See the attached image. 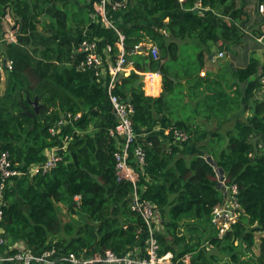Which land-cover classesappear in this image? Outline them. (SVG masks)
<instances>
[{
    "label": "trees",
    "instance_id": "trees-1",
    "mask_svg": "<svg viewBox=\"0 0 264 264\" xmlns=\"http://www.w3.org/2000/svg\"><path fill=\"white\" fill-rule=\"evenodd\" d=\"M98 1L0 0V155L9 152L12 162L26 172L5 189L0 227L6 245L1 253L13 257L18 250L9 248L22 242L34 255L54 252L57 264H72L65 260L72 254L91 264H123L107 262L109 250L119 257L131 251L135 256L136 249L139 257L146 255L148 229L132 209L134 185L116 177L114 153L120 143L109 134L118 124L108 93L110 76L77 70L84 59L76 52L82 41H97L101 52L112 45L115 62L122 34L136 71L159 73L163 79L158 97L145 94L143 76L137 72L123 77L113 90L135 107V131L146 149L137 189L161 217L163 230L156 232L160 255L171 252L176 264H264V98L241 117L248 84L255 81L264 93V45L258 41L263 36L258 8L264 0H254V15L248 9L253 0H127L125 8L108 6L112 26L90 17ZM198 2L207 10L195 9ZM8 14L19 27L16 42L3 41L2 19ZM246 38L255 45L246 64L231 70L233 82L225 78L229 67L219 65L223 58L213 63L216 69L206 67L211 56L232 53ZM190 42L198 48L195 54L180 51ZM149 43L158 46L159 60L130 54ZM204 71L205 78L200 75ZM184 81L194 84L192 95L200 88L196 82L206 87L201 92L204 118L216 119L221 127L232 115L233 127L199 136L194 117L181 120ZM79 113L60 134L49 132L63 116ZM164 114L167 133L160 134L154 127ZM74 129L84 134L73 136L70 154L61 153L63 161L55 169L27 173L44 163L46 150L61 145L62 137L73 135ZM174 129L184 131L187 141H177ZM206 137L212 142L203 143ZM208 156L224 171L223 180ZM233 186L238 189L239 215L220 237L213 210L225 203ZM59 205L68 210L66 222Z\"/></svg>",
    "mask_w": 264,
    "mask_h": 264
},
{
    "label": "built area",
    "instance_id": "built-area-1",
    "mask_svg": "<svg viewBox=\"0 0 264 264\" xmlns=\"http://www.w3.org/2000/svg\"><path fill=\"white\" fill-rule=\"evenodd\" d=\"M91 1V0H88ZM183 2L185 0H179ZM114 3L113 8H125L127 6V0L122 1H112V0H99L94 4V11L90 15L93 21H102L108 26H112L107 15L108 6ZM195 9L200 12L207 10L203 8L202 4L198 2L195 5ZM258 12L263 19V24L261 29L263 31V36L259 38V41L264 40V4H260ZM8 23L10 27L4 32V42H16V35L18 32V25L9 15H7ZM125 37L119 34V42L116 44V48L119 50V54L114 62L112 60L113 46L107 45V47L101 52L99 50L98 42L95 40L85 39L80 44L77 49V54L83 55L84 59L78 64L77 70L81 72L92 71L96 77H102L105 73L109 74L110 81L108 85V93L110 97V103L112 105L113 112L117 118L118 124L115 129L109 130V134L112 138H115L120 144L119 150L114 153L116 160V177L119 182L129 181L134 185V195L132 202V209L134 212L139 214L148 229V237L146 240V255L144 257H139V250L136 251V255H133L131 251L128 255L124 257H119L114 254L111 250L106 252V261L109 263H123V264H176L174 256L171 252L160 255V244L156 237V232L161 227V217L158 210L147 201H143L138 193L137 183L139 182L140 172H145L146 166V149L144 145L140 142L141 137L136 131L133 123V118L135 116V107L129 101L122 100L119 96L113 93L118 82V77L120 74L123 77L129 76L132 72H137L143 76L144 91L145 94L151 97H158L162 92L163 80L159 73L155 72H138L136 71L133 62H130L127 58V52L124 45ZM137 52L140 54H149L154 60H159L160 50L158 46L154 43H149L145 45H138L135 47ZM224 57V53L220 52L215 54L210 58L212 63H216L221 58ZM9 68L12 67V62H7L6 64ZM201 77H205L206 73L201 72ZM157 79H159V86L156 87ZM264 82V79L262 80ZM81 117L79 113L75 118L72 114H67L63 116L56 125L50 127L49 132L52 136L60 134L64 128H67L74 119ZM172 128L170 129V131ZM84 132H80L74 129L73 135H64L62 137V144L53 148L46 150L47 160L44 163L33 165L28 169L27 173L29 175H36L38 173H47L55 169L60 162L63 161V156L61 153H65V149L69 146L75 139L73 136H80ZM174 135L179 142H186L188 135L184 131L174 129ZM26 172L19 169L18 164H14L10 157L9 152H2L0 155V224L2 221V207L4 205L5 189L7 184L13 179L23 176ZM230 193V194H229ZM238 194L237 186H233L228 194L224 204L218 205L213 210V222L219 229V236L222 237L232 226L233 223L237 221L238 211L240 209L236 195ZM77 200L80 197H76ZM4 233V228L0 227V262L6 260H18L22 261L24 264H31L33 260H37L44 264H57L53 259L55 256L54 252H45L42 255H34L28 249L18 248V252L13 257L3 256L1 253L6 245V239L2 235ZM11 250V248H9ZM66 261L72 264H91L92 261L83 260L76 257L75 255H70L65 258ZM185 262H189L186 260Z\"/></svg>",
    "mask_w": 264,
    "mask_h": 264
},
{
    "label": "crops",
    "instance_id": "crops-1",
    "mask_svg": "<svg viewBox=\"0 0 264 264\" xmlns=\"http://www.w3.org/2000/svg\"><path fill=\"white\" fill-rule=\"evenodd\" d=\"M80 6H83V5H80ZM9 17H10V19H12L14 21V19L12 18L11 15H9ZM7 20H8L7 18L2 19V26H3L4 32L7 28L10 27V24L8 23ZM258 41H259V39H258ZM260 43H262L264 45V40ZM143 45H145V44H143ZM135 54H140V52H136ZM159 82H160L159 79H157V82H156L157 88L159 86ZM183 84H184V88H183L184 100L181 103L182 106L178 112V117L181 120H183V121L189 120L190 121V117L191 118L194 117L193 120H191L192 124L194 125L193 126L194 129L202 131V133H200L199 136H210L213 133L219 132V131L223 133V132H226L232 128V115H230V121L221 127L218 126L216 119H214V118L213 119H207V118L203 117L202 112L204 111V108H203L204 102H203V96L201 95V92L206 90V87L204 86V84L201 85V84L196 82V84L200 86V88H198L196 95H192V90L194 89L193 83H191V82L188 83V82L184 81ZM260 90L261 89H259V86L257 83H255V81L248 84V86L245 90V93H244V97H243V115H244V117H247L249 115L250 107H251L252 103H254V102L256 103L258 100H261L264 98V93L262 92V90L261 91ZM162 92H163V87H162ZM207 94L208 93L206 92V95ZM183 106H187V108L185 110H182ZM166 117H167V115H165V114H164V116L160 115V117L158 118V124L156 127H154L155 132L160 133V134L163 132H164V134L167 133V129L163 125V119ZM227 124L228 125L231 124V125L227 126ZM209 143H210V141H209ZM68 150H69V146H67V148L65 149V152H67Z\"/></svg>",
    "mask_w": 264,
    "mask_h": 264
},
{
    "label": "rangeland",
    "instance_id": "rangeland-1",
    "mask_svg": "<svg viewBox=\"0 0 264 264\" xmlns=\"http://www.w3.org/2000/svg\"><path fill=\"white\" fill-rule=\"evenodd\" d=\"M248 9H249V12L252 13V15L255 14V1L254 0H253V2H251V4H249ZM247 31H249V30H247ZM254 45H255L254 41H252L251 39L246 38L244 46L234 47V49L232 50V53H227V55H224L222 61H220L219 65H221V67L223 66L222 68H225V66L227 68L229 67L228 72L224 73L225 74V78L228 79L229 83L233 82V77L231 76V70L236 69L238 67H242L244 64H246V62L248 61V58H249L250 50L254 48ZM197 49L198 48L194 46V42H190V43H188L186 45H182L180 51H182V52L185 51V52H189V53L195 54L197 52ZM263 50H264V47H263ZM261 52L262 51H260V53ZM219 53H220V51L217 52V54H219ZM1 66H2V63L0 61V67ZM206 67L208 69H214V68L216 69L217 65H215L212 62L208 61L207 64H206ZM219 70H220V68H218L217 71L219 72ZM169 75L172 76V74L170 72H169ZM2 80H3L2 90H4V88H5V76H4V73H3ZM216 80H217V77H216ZM253 80H255V78ZM241 117L243 119L244 115H242ZM234 121H235V119L232 120V127L234 125ZM229 125H231V124H229ZM229 125L227 124V126H229ZM219 133H222V132L219 131ZM223 133H225V132H223ZM209 140H210V137H206L204 140H202V142L205 143V144H208ZM67 154H70V153L67 151V152L64 153V156H66ZM67 213H68V210L66 209V207L63 206V205H59V214H60V217L62 218V220L64 222L68 221ZM159 229L163 230V227H160ZM260 236H261L260 234L257 235L258 244H259ZM22 246H23V243L22 242H18V243H15V245H12L10 248H11V250H14V249L17 250V247L18 248H23ZM255 252L256 253L258 252V246H256Z\"/></svg>",
    "mask_w": 264,
    "mask_h": 264
},
{
    "label": "water",
    "instance_id": "water-1",
    "mask_svg": "<svg viewBox=\"0 0 264 264\" xmlns=\"http://www.w3.org/2000/svg\"><path fill=\"white\" fill-rule=\"evenodd\" d=\"M137 51L134 49V50H131L130 51V54H135ZM7 64V61H4V65ZM123 78V75L120 74L119 77H118V81L121 80ZM33 107L34 109L36 110L37 113H39V106H38V102L35 101L33 102ZM28 115L30 116H34L33 114H31L30 112L27 113ZM207 161L216 169L217 171V174H218V177H219V180H223L224 178V171L221 169V168H218L217 167V164L215 163L214 159L211 157V156H208L207 158Z\"/></svg>",
    "mask_w": 264,
    "mask_h": 264
},
{
    "label": "clouds",
    "instance_id": "clouds-1",
    "mask_svg": "<svg viewBox=\"0 0 264 264\" xmlns=\"http://www.w3.org/2000/svg\"><path fill=\"white\" fill-rule=\"evenodd\" d=\"M211 57H212V56H211ZM211 57H210V58H211Z\"/></svg>",
    "mask_w": 264,
    "mask_h": 264
}]
</instances>
